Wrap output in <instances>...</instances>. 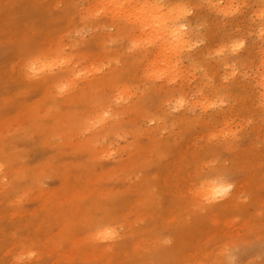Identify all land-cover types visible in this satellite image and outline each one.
<instances>
[{"label": "bare ground", "instance_id": "1", "mask_svg": "<svg viewBox=\"0 0 264 264\" xmlns=\"http://www.w3.org/2000/svg\"><path fill=\"white\" fill-rule=\"evenodd\" d=\"M52 1L54 0H45L46 4L41 3L44 5L43 10L38 0H0V40L8 37L18 41L26 40L20 42L21 44L11 43V47L9 42L0 41V46L7 48L11 55L14 54L19 58L15 64L19 67V74L16 69L14 75L22 83L20 86L17 85L18 87L12 86L11 83L14 88L10 91L14 96L21 95L20 90L26 85L27 89L34 91V94L36 92L39 96V99L37 97L33 102L28 101L26 104L25 99L23 104L20 103L19 106L17 103L18 107L15 106V113L19 112L20 118H26L25 126L19 124L18 130L7 131L5 137L0 134V166H2L0 167V264H13L15 258L28 249L36 252L30 264L65 262L67 264H222L224 257L220 255V249L213 247L208 250L204 247L210 238V231L208 229L203 232L200 225L208 223L209 228L214 229L212 231L228 230L229 225L226 221L229 213L241 210L238 205L241 181L240 184L234 183L235 187L226 199L211 204L202 202L200 184L202 177L214 174L220 169L228 172L229 168L225 169L216 164L210 169L211 172L207 171V174L202 176L199 174H202L199 171L200 157L194 159L192 156L189 162L185 158L173 159L174 154L170 161H176L171 163L172 167L170 164L165 166V171L168 172L164 177L162 176L160 182L166 194L163 201L159 202V206L165 203L166 198L167 204L163 205V209H159V214H154L148 212L154 208V204L151 195L145 194L147 182L133 185L132 194L125 190L106 188L107 185L99 187L103 175L108 173L118 175L120 166H110L100 170L94 164L99 158L113 157L123 160L122 168L126 170L123 171L120 181H123L125 186H129L132 183V177L130 178L129 175L132 171L127 169L135 166L140 160L143 161L149 152L148 150L145 153L146 142L140 141L139 137L144 135L146 136L144 139L147 140L148 135L153 132L152 128L144 130L139 128L137 126L139 118L151 121L154 128L160 131V125L163 128L179 125L185 129L195 124L209 127L210 124H216L218 121L227 124L233 113L239 110L245 111L252 101V94L249 91L251 88L245 79V74L237 72L238 68L252 64L253 60L249 57L253 47L245 45L244 42L237 52L232 53L230 50L234 41L243 40L242 36L232 31L233 27L225 21L229 14L224 13L233 6L235 0H92L100 13L97 9L98 13H94L88 8L86 10L88 15L81 14L79 19L70 21L64 18L63 14L74 15V10L71 9L73 1H71L70 4L66 3L64 13L53 10L54 15H63V23L58 26L55 25L58 18L51 16L49 10L46 12V5L52 8L53 3H49ZM260 2L257 15L261 9H264V0ZM152 4H163L166 7L162 12L156 9L145 11L139 7ZM116 5L127 7L117 8ZM174 6H183L185 9L180 22L186 25V39L193 45L191 48L184 45L182 51H177V44L169 35V29L176 26L174 16L169 14V9ZM38 11L39 14H36ZM179 12L180 9L177 8L176 14ZM160 15L169 19L167 27L157 26L159 22L155 21L153 16ZM88 27L96 31L89 34L87 39H82V32ZM104 28H109L112 32ZM68 32L74 34L73 44L70 43L69 47L72 51L78 52L77 54L60 50L61 33ZM17 33H23L24 38L16 37ZM41 34H48V38H36ZM227 34L230 36H225ZM202 39L207 40L206 45L197 48V40L200 43ZM134 41L138 42L136 46H133ZM261 42L264 45V36H261ZM130 47L133 50L129 49ZM221 48H225L226 51L219 53L218 50ZM262 53L264 57V47ZM41 54L60 59L70 57L71 63L58 68L53 73L29 79L25 65ZM74 55L86 60V63L94 60L92 57H97L98 67L91 64L77 68L72 59ZM103 58L112 63V66L106 68L107 64L101 65ZM261 61L263 62L264 58H261ZM80 72L82 76H77L76 74ZM204 72L207 75L208 72L212 73L213 78L210 79L214 81L210 84L205 82L208 76L203 75ZM196 73L200 80V88L193 89L200 91V94L196 99L194 97L188 100L191 98L187 99V96L191 95L189 90H192L189 88L192 85L188 86V81L191 82L188 76ZM225 77L228 79L225 80ZM65 82L69 83L70 87L65 93L59 94L55 86ZM260 85L264 90V74L260 78ZM0 87L2 89L3 85ZM95 97L103 98L104 103L99 106L94 105ZM26 98L29 99L28 96ZM181 100L183 104L178 103ZM197 106L200 111L193 113L191 108ZM38 110L42 114H39ZM105 110L109 111V116L104 124L88 135H82L84 128L79 126L80 119H96L102 116ZM3 118L0 122L5 121ZM32 130L39 131L37 135L39 141L33 140L34 142H30L26 148L22 146L24 149L21 150L14 146L12 147L17 150L7 149L8 145L11 148L13 141L25 140ZM126 131L132 137L128 142L116 135ZM53 135L61 141H55ZM116 140H123V143L112 146ZM230 140L229 137L222 144L220 143L221 145L215 144L216 146L214 145L215 147L208 153L237 147V145L233 147L228 145L231 143ZM39 150L42 152L39 153ZM157 152L160 154V151ZM196 152L197 149L194 150V154ZM2 153L6 155L3 159ZM178 153L176 155L179 156ZM187 153L183 150L182 155L185 156ZM75 154L79 155L76 165L79 171L88 172L83 176L84 179L81 177L83 179L81 183L77 177L70 175V170L75 166L66 165L63 160ZM188 154L194 155L193 152ZM85 159L87 160L84 162ZM256 161L236 159V167L240 171L244 170L248 175L243 173L241 176L245 174L247 180H257L261 171L259 172V167L254 164ZM184 168L191 170L188 187L183 185L184 181L187 182ZM46 170L61 177L57 178L60 180L59 185L48 191L40 187L41 175ZM3 171L6 176L2 175L1 178ZM5 178L7 180H4ZM115 192L121 193L128 199H123L124 197L121 196V198H113L112 202L107 201L109 205L113 203L111 210L101 208L95 211L92 204L85 205L86 198L89 200L90 197L99 196L105 200L114 196ZM97 194L98 196H95ZM132 195L137 197L131 198ZM129 197L134 201L130 202ZM31 199L40 201L38 207L27 210V206L23 205L24 209H16L24 201L28 202ZM64 209L75 215V218H71L72 214L68 217L65 213L62 215ZM97 212L101 213L98 215L100 218H95ZM187 216L192 218L189 223L186 222ZM158 217L159 224H157ZM250 217L246 216V221H252ZM61 222L63 224H60ZM137 222H140V225H136ZM100 223L111 225L117 233L116 237L109 241L94 240L92 238L94 231ZM32 225L33 230L30 227ZM42 227L47 231H43L42 235L36 234ZM187 228L190 231L186 232ZM53 229L56 231L52 233ZM166 230L169 232L168 235L162 233ZM24 231H28V234ZM193 234L196 235L195 239L188 236L193 237ZM186 236L189 237L188 240ZM166 237H169L171 245H166L167 242L164 241L158 246ZM255 238L258 240V237Z\"/></svg>", "mask_w": 264, "mask_h": 264}, {"label": "rangeland", "instance_id": "2", "mask_svg": "<svg viewBox=\"0 0 264 264\" xmlns=\"http://www.w3.org/2000/svg\"><path fill=\"white\" fill-rule=\"evenodd\" d=\"M44 1L45 0H38V2L40 3V7L43 10H44V8H43L44 5H42V4L47 3ZM71 1H73L71 9L74 10V15L69 16V15L63 14L64 15L63 16L61 14H57V15L53 14L54 9H55L54 11H56L58 13H64V10L67 7L66 3L70 4ZM91 1L90 0H78V1L77 0H54L52 2H49V3H53L51 5L52 8H48L46 5V12L49 10L51 16L58 18L57 23L55 24L56 26H58L61 23H63L62 16L64 18H67V20L74 21V20L79 19L81 17V14L82 15H84V14L88 15V12L86 11L88 8L91 9L94 13H96V12L98 13V11L100 13V10H98V7H95V5H94L95 3L93 1L92 2ZM259 3H261L260 0H235L233 2V6H235L237 4L241 5L240 10L238 12H235L234 14H229L227 16L228 18H225L226 23H228L231 27H233L232 31H234L235 33L242 36V38L245 42V45L253 47V50H252L251 55L249 57V59L253 60L252 64L250 66H247V67L238 68V72H237L239 74H245V79L248 81V85L251 88V90H249V91L252 94V101L249 104V106L245 109V111L239 110V112L233 113V115H231L230 118L228 119L229 122L227 124H225L221 121H218L216 124H210L209 127H204L202 125L195 124V125H191L188 128H185V129L183 126L181 127L179 125H171V126H168L166 128H163V126L160 125L159 126L160 131H158L157 129L154 128V125L151 121H147L146 119H142V118H141L142 119L141 120L139 118V123L137 126L143 130L147 129V128H152L153 132H152V134L148 135L147 140L144 139L146 137V136L144 137V135L139 137L140 141L146 142L147 148L144 149L145 153H147L148 150H149V152L144 157V160H143L144 163L142 160H140L139 163L135 164V166H132V168L127 169V170L132 171L129 174V175H131L130 178L132 177L131 178L132 183H131V185H129L130 187L125 186V183L123 181H120L122 178L123 171L126 170V169L122 168L123 160H117L113 157H111V159L99 158L96 161V163L94 164L96 166V168H99L100 170H104L110 166L111 167L120 166L119 167L120 169L117 168V169H119L118 175H112L111 173L104 174L103 178L100 181V184H103V185L99 184V187H103V186L107 185L106 188L125 190V192L127 191L128 193L130 192V194H132L131 192L134 191V189H132L133 185L135 186L139 182H147V185H145L146 186L145 187V192H146L145 194L148 196L151 195L152 203L154 204L153 205L154 208L150 209L148 212H152L154 214H156V213L159 214V212H158L159 209L160 208L163 209V205L167 204V198H166L165 203L163 205L159 206L160 205L159 202L163 201V198L166 194L164 192V190L162 189V187H161L162 184L160 182H161L162 178L164 177V175L168 172V170L165 171L166 170L165 166L167 164L171 165V163H173L174 161L181 159V158H185L190 162V158L192 156H194V159L200 157L199 158V171L202 172V174L201 173H199V174L202 176L204 174L206 175L207 171L211 172L210 169L212 167H215L214 165H216V164L222 168L224 167L225 169L229 168V170L228 169L227 170L229 172L230 177L233 179L232 180L233 183L238 182L240 184V181H241L240 186H242V187H240V190L238 192V200H239L238 205H239L241 210L239 212L231 211L229 213L228 220L226 221V224L228 222L229 227H228V230H226V231H222L220 229H218L219 231H212L214 229L209 228L208 223H204V224L200 225V229H202L203 232L207 231L208 229L210 231L209 232L210 238L208 241H206V246L204 245V247L207 248L208 250L210 248H213V247H216L218 250L221 248V246L224 242H229L232 246H234L236 244L234 247H236V249L240 252V253L238 251H237L238 253L236 252V255H238L237 257L239 260V264H242L243 262H244L243 264H245V262H246V264H264V243L262 244V241H264V150H263L264 149V104H262V100H264V94H263L264 90H262L261 85H260V78L264 74V70H263L264 69V64H263L264 61L263 62L261 61V58H264L263 53H262V48L264 47V45L261 42L260 29L262 27H264V20L259 18L257 13H256V11L259 7L258 6ZM81 10L86 11V13L83 11L81 12ZM36 14H39V11ZM87 17H89V16H87ZM84 20L87 21V19H84ZM6 22L9 23V21H6ZM26 22H29V21H26ZM31 23H33V22H31ZM104 29L108 30V32L111 31V29H109V28H104ZM94 31H96V29L88 27V29L85 32H82V35H81L82 39H84V38L87 39L89 34H92ZM10 36H12V35L10 34ZM225 36H230V34H227ZM16 37L23 39L24 35H23V33H21V34L17 33ZM36 38L45 39V38H48V34H41L40 36L38 35ZM73 39H74V34H70L69 32L67 34L61 33L62 44H60V50L64 49L65 53L73 52L74 54H77L78 52L72 51L69 47L70 43L73 44ZM0 41L9 42V46L11 47V45H10L11 43L21 44L20 42H23L26 40H19L18 41L16 39H11V37H8L7 39L0 40ZM213 41H215V40L213 39ZM206 42H207L206 39H202V41L200 40V43H199V40H197L196 47L197 48L203 47L204 45H206L205 44ZM197 43H199V44H197ZM129 49H132V48L130 47ZM5 50H7V51H5ZM15 57H16V55H14V54L11 55V53L9 52V50L7 48H3L2 46H0V65H1L0 66V71H1L0 74L2 73L0 75V82H1L0 86L3 85L2 89H0V91H1L0 92V95H1L0 96V99H1L0 100V103H1L0 104V117L1 118L4 117L3 119L5 120L4 122H2V121L0 122V124L3 125V126L0 125V134L4 135L3 137H5V135H6L5 133H7V131H9V132L13 131L14 132V131L18 130V128L20 126L19 124H21V126H25L27 124L25 121L26 118H24V117L20 118L19 112L15 113V108L18 107L17 103L20 106L21 104L24 103L25 99L27 100V101H25L26 104H28L27 103L28 101L33 102V100H35L37 97H38L37 99H39L38 94H36V92L34 94V91L27 89L28 87L26 85L22 86V88L20 90L22 93L21 95L14 96L11 93L10 89H12L14 87H18V86H20V83H22V82H19L16 75H14V74H16V71L19 74V67L15 65L18 62L19 58L18 57L15 58ZM10 58H11V60H9ZM92 58L94 60H90V62L86 63V60L79 59V58H77L76 55L72 56V59L75 61L74 65L77 66V68L78 67L82 68L85 66H89L91 64L98 67V65L96 64L97 63V57H92ZM103 59H102L103 61H101L102 63L100 62L101 65L107 64L108 66H106V68L112 66V63H110L107 59H105V58H103ZM92 62H94V64ZM2 63H4V64H2ZM10 64L12 66L13 65L14 66L11 67ZM1 68L4 69L5 71L2 70ZM106 68H102V69L104 70ZM12 71H13V73H12ZM14 71H15V73H14ZM205 72L203 73V75H207V74H205ZM80 73H81L80 76H82V72H80ZM197 73L202 75V73H199V72H197ZM197 73H196V75L191 74L188 76V78L189 77L191 78V80H190L191 82L188 81L190 78L187 80L188 86L192 85L189 87L192 90H189V91H191V93H190L191 95L190 96L188 95L189 97L187 96V99L190 97L191 98L188 100H192L194 97L196 99L200 94V91H198L199 90L198 87L200 88V80L198 78ZM239 74H237V75H239ZM10 75H11V77H10ZM12 75H14V76H12ZM1 76H2V79H1ZM194 76H195V78H194ZM207 76H208L207 80H209V81L205 80V82H208L210 84L212 81H214V79H210V77L213 78L212 73L208 72ZM11 83H12V86H14V87L11 86ZM193 88L198 89V90H195ZM7 91H8V93H7ZM194 92L196 94L195 96H194ZM5 93H6V95H4ZM31 93H33L34 95H31ZM110 95H112V94H110ZM13 96L16 97L17 99L14 98ZM27 96L29 99L26 98ZM9 99H10V101H9ZM14 100H16V101L14 102ZM6 108H8V109H6ZM3 109H4V111H3ZM176 111L177 110H174V112H176ZM191 111L193 113H195V112H199L200 109L198 108V106L194 107V108L192 107ZM10 112L15 113V115L11 114ZM39 114H42L41 111H39ZM203 114H204V111H203ZM17 116L20 118L19 120H18ZM14 120H16V121H14ZM7 121H9V123H6ZM10 121L13 123H11ZM21 121L22 122L24 121V122L21 123ZM7 127L9 128V130H7ZM83 133H85L84 130L81 133L82 135L85 136V135L89 134V132H86L85 134H83ZM233 134H235V135H233ZM35 135H36V138H35ZM37 135H39V131L35 132L32 130L31 134H29L25 138V140L28 143L25 142V140H16V141H13L14 143H12V145H10L11 148H9L8 147L9 145L7 144L8 145L7 149H13V150L24 149L23 147L26 148L30 144V142H34L33 140H35V141L40 140L39 136H37ZM116 135L118 137H123L125 141L127 140V142L130 139H132V137L128 135L127 131L126 132H119ZM229 137L231 138V140H230L231 143L228 145H231V147H233L234 145H237V147L234 146L232 148V150L229 149L227 151H224L222 149L221 151H217L214 153H208V151L211 148H214L216 145H219L220 143L222 144V142L226 141V139ZM234 137H235V140H233ZM52 138H54L55 141H58V142L61 141L60 138H57L54 135ZM168 138H169V140H168ZM133 139H134V137H133ZM122 141L123 140H116L112 143L113 144L112 146L121 145L123 143ZM19 142H21L22 144ZM234 142H236V144H234ZM23 143H24V145H23ZM9 144H11V143H9ZM18 145H20V147ZM12 146H14L17 149H14ZM16 146H18V147H16ZM196 149H197V152H196L197 155H196V153L194 154V150L196 151ZM183 150L186 151V153L188 151L190 153L193 152L194 155H190V154H188L189 153L188 152L186 154L187 155V157H186V155L185 156L182 155ZM201 150H203L204 152L203 151L201 152ZM157 151H160V154H158ZM177 151L180 152V154ZM245 151L247 154H245ZM41 152H42V150L39 153H41ZM254 152L256 154H254ZM177 153L179 154V156L176 155ZM2 154H3L2 155V159H3L6 155L4 153H2ZM30 156H32V155H30ZM172 156H173V159H176V160L170 161L172 159ZM78 157H79V155L75 154V155L69 156L68 157L69 159L65 158L63 160L65 161L66 165L69 164V166H75L73 168L74 170L73 169L70 170V175L73 177H77L79 183H81L82 180L84 179L83 176H85V174H88V172L79 171L80 169L78 168V166H76L77 161H78ZM230 157L231 158L233 157V158L231 159ZM240 158H243L244 161L245 160L246 161H253V160L256 161V159H257V161L254 164L256 165L257 168L259 167L258 168L259 172L261 171V175L259 176V178L257 180H253V179L247 180V176H248L247 173L244 172V170L240 171L239 168L236 167L235 160L240 159ZM122 159L126 160V158H122ZM86 160L87 159H85L84 162ZM111 160H112V162H111ZM230 160H232V161H230ZM163 161L164 162L166 161V162L163 163ZM162 163H163V165H162ZM134 167H136V168H134ZM171 167H172V165H171ZM157 170H158V172H157ZM4 171H6V170H4ZM4 171L1 174V178H2V175L6 176V173H4ZM183 171L185 173L184 177L187 181V182L184 181L183 185H187L190 182V179L188 176H189V173L191 172V170L188 168H184ZM161 172H162V174H161ZM243 173H245L247 176H245V174L243 176H241V174H243ZM55 175H57V174L49 172L48 170H46L45 173L43 175H41L42 182L40 183V187L43 190L45 189L48 191V190L58 186L59 185L58 181H60V180H57V178L60 179L61 177H58V175L55 177ZM51 176H54L55 178L51 177ZM62 176H63V174H62ZM81 177H83V179ZM142 179H144V180H142ZM4 180H7V179L5 178ZM121 182H123L124 184ZM244 182H246L247 184ZM156 183H157V185H156ZM243 183H244V185H242ZM18 185L20 186L21 184H18ZM188 186L189 185H187V187ZM120 194L121 193H119V192L118 193L115 192L114 196H110L108 199H105V200L103 198H100L97 194V195H95V196H98L97 198L96 197L95 198L90 197L89 200H88V198H86V201H85L86 204L85 205L92 204L93 208L96 209L95 211L101 210V208L111 210L110 208L112 207L113 203H110V205H109V202H107V201L110 200V202H112L111 200L113 198H121V196L123 198L124 196L122 194L121 195ZM186 194L187 193L185 192V195ZM134 197H137V196L136 195L131 196V198H134ZM125 198L128 199L127 197H124L123 199H125ZM131 198L129 199V201L133 202L134 199H131ZM39 202L37 200L32 201V199L28 200V202L24 201L22 204L19 205L20 207L18 206L16 209H18V210L24 209L23 205H24V207L27 206L26 207L27 210L34 209V208L38 207ZM107 203H108V205H107ZM145 207H146V205H145ZM19 208H21V209H19ZM144 210H146V208H144ZM95 211H93V212H95ZM63 213H65L67 217L70 214H72L71 212H67L65 209L63 210V212H61L62 215H63ZM145 213H147V212H145ZM100 214H101L100 212H97L95 214V216H96L95 218H100V216L98 217V215H100ZM246 216H251L249 219L252 221H246ZM71 218H75V215L72 214ZM33 220L36 221V219H33ZM190 221H192V218H189L187 216L186 222L189 223ZM159 222L160 221H159V217H158L157 218V224H159ZM34 223L32 222V224H34ZM60 224H63V222H61ZM43 225H46V224L43 223ZM136 225H140V222H137ZM30 227H31V230H33V225ZM28 229H30V228L28 227ZM44 229H45V227H42L41 230L39 231V233H36V234L42 235L44 232L47 231V229H45V230ZM55 231L56 230L53 229L52 233ZM185 231L186 232L190 231V229L187 228ZM24 232L28 234V231H24ZM162 233L168 235L167 233H169V232H168V230H166ZM162 233H161V235H162ZM188 236H190L191 238H194V239L196 238L195 234H193V237H192V235H188ZM188 236H186V237H188ZM201 236H203V233H201ZM255 237H258V240ZM168 238L169 237L164 238L165 240L161 241V243L158 246H160L164 241L167 242V243H165L166 245H168V246L171 245V243L169 242L170 240H168ZM188 239H189V237L186 238V240H188ZM246 245H248V246L246 247ZM24 252H26V250H24ZM155 261L156 260H154V262ZM13 264H14V262H13ZM62 264H67V263L65 262Z\"/></svg>", "mask_w": 264, "mask_h": 264}, {"label": "clouds", "instance_id": "3", "mask_svg": "<svg viewBox=\"0 0 264 264\" xmlns=\"http://www.w3.org/2000/svg\"><path fill=\"white\" fill-rule=\"evenodd\" d=\"M239 10L240 7H237L236 5L230 6L229 9L224 14L228 15L230 13L238 12ZM258 15L262 20H264V9H261ZM174 24L176 26L171 27L169 29V35L171 37V40L176 42L177 51H182L184 45H187V47L191 48L193 45L190 44L189 41L186 39L187 36L186 25L181 23L180 19L179 20L174 19ZM260 33L261 36H264V27L260 29ZM235 42L236 41H234L230 46V50L232 53L236 52V50H234L233 48V44ZM225 51H226L225 48H221L218 50L219 53H224ZM50 59L51 57H49V60ZM49 60H44L43 58L29 60L25 65L26 75L28 76V78L31 79V78L42 77L47 73H53L58 68L62 66H67L71 63L70 57L65 58V63L63 65H59V64L50 65ZM201 180L202 183L200 184V189L202 195V202L204 204H211L213 202H218L223 199H226L235 187L231 177L219 178L216 173L210 174L209 176L206 177H202ZM213 181L215 183H212ZM201 186L203 187L201 188ZM236 252L237 249L234 246H232L229 242H224L220 248V255L224 257L222 264H239V260L236 255ZM35 256L36 254L32 256L25 255L24 259L18 262V264H30V262L35 258Z\"/></svg>", "mask_w": 264, "mask_h": 264}, {"label": "snow or ice", "instance_id": "4", "mask_svg": "<svg viewBox=\"0 0 264 264\" xmlns=\"http://www.w3.org/2000/svg\"><path fill=\"white\" fill-rule=\"evenodd\" d=\"M237 7H241V5L237 4ZM117 8H124L127 7L126 5H116ZM141 9L143 10H148V9H156V10H160L161 12L163 11V9L166 7L163 4H152V5H142L139 6ZM179 8L180 12L179 14H176V9ZM185 11V9L183 8V6H174L173 8L169 9V14L174 16L175 20H179L180 17L183 15V12ZM139 19V17H137ZM153 19L155 21H158V27L159 26H163V27H167L169 24V19L164 16V15H160V16H153ZM138 42H133V46H136ZM244 44L243 40H238L233 44V48L234 50H239ZM43 58L44 60H49V57L46 54H41L40 56H37L36 59H41ZM35 60V59H34ZM65 63V59H60V58H51L49 60V64L50 65H55V64H59V65H63ZM77 76H80L81 73H77ZM228 78L225 77V80H227ZM58 90L59 94H63L65 93L68 88L70 87L69 83L65 82V83H61L55 86ZM93 103L96 106L102 105L104 103L103 98L101 97H95L93 99ZM179 104H183V101H179ZM221 103H223V101H221ZM262 104H264V100H262ZM209 107L213 106V105H208ZM109 116V111L105 110L102 113V116L96 118V119H86V118H81L80 122H79V126L84 128L85 132H91L94 129L102 126L105 122V119ZM235 135V134H233ZM109 155H111V153H109ZM216 174L219 178H224V177H230V175L228 174V172L226 170L220 169L216 171ZM212 183H215L214 181ZM203 186H201L202 188ZM201 190V189H200ZM117 233L115 231V229L109 225V224H97L96 229L94 231L93 234V239L97 240V241H109L112 240L116 237ZM262 243H264V241H262ZM36 254L34 252V250L28 249L26 250V252H22L20 255H18L15 258L14 264H18V262L22 261L24 259V256H32Z\"/></svg>", "mask_w": 264, "mask_h": 264}]
</instances>
